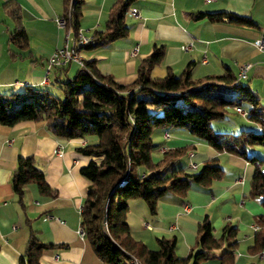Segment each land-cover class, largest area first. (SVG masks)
<instances>
[{"label":"crops","instance_id":"1","mask_svg":"<svg viewBox=\"0 0 264 264\" xmlns=\"http://www.w3.org/2000/svg\"><path fill=\"white\" fill-rule=\"evenodd\" d=\"M6 1L0 0V92L29 95L36 89L47 88L53 81L73 77L79 69L77 63L55 66L49 62L50 55L66 44V29L56 23V18L64 14L65 0H15L21 8L29 37L28 50L22 51L23 57L16 59L9 55L8 39L14 22L4 11ZM116 2L84 0L80 31L92 37L94 31L104 29ZM130 8H135L139 15L127 13L128 36L81 52L85 59H97L103 73L111 74L119 83H132L137 77L140 59L149 55L154 45L164 44L165 56L163 62L153 68L154 77L165 76L169 68L180 74L190 63H193V78L222 74L227 67L238 76L240 66L249 63L244 80L264 107V50L255 45V40L264 35V0H134ZM198 10L250 14L259 27L234 25L226 18L212 22L188 15ZM72 43L71 40L69 44L72 46ZM187 43H191V48L184 50L183 45ZM242 108L248 109L247 105ZM228 109L242 118H227L226 113L222 119L227 121L228 129L214 132L235 133L234 130L260 128V124L247 115L233 107ZM162 136L164 142L158 147L162 153L168 148L194 145L190 149L194 155L190 157L186 153L171 164L168 171L174 168L190 171L193 160L200 167L205 160L218 158L224 175L213 182L210 190L192 184L183 203L171 194L165 195L156 213L150 211L144 200L130 199L127 219L133 237L153 249L157 247V237L176 238L177 253L188 256L197 249L198 223L208 214L216 235L228 224L238 229L233 264H264V256H260L263 250L248 251L257 231L255 217L264 215L261 198L248 195L254 164L243 156L220 152L182 130L163 128ZM95 139L57 137L44 121L0 123V264H20V255L32 228L38 231L43 242L61 245L45 249L40 259L42 264H103L87 238L79 234L81 209L90 183L80 169L92 157L77 148ZM249 154L264 159V145L250 146ZM20 156H34L48 183L57 189V195L51 197L40 194L36 183L27 184L25 211L17 203L11 184ZM184 157L189 158L188 163L182 159ZM262 168L264 170V162ZM142 170L138 168V172ZM132 211H138L136 221ZM26 217L30 218V223L26 222ZM199 264H220V261L211 258Z\"/></svg>","mask_w":264,"mask_h":264},{"label":"trees","instance_id":"2","mask_svg":"<svg viewBox=\"0 0 264 264\" xmlns=\"http://www.w3.org/2000/svg\"><path fill=\"white\" fill-rule=\"evenodd\" d=\"M134 0H117L102 30L92 39L77 44L84 0H65L64 16L76 52L105 46L129 34L126 15ZM4 11L14 22L9 34V55L23 57L29 48V37L17 1L7 0ZM194 19L207 18L238 26L259 27L250 15L235 11H192ZM165 45H154L151 53L140 59L137 77L129 84L119 83L111 74L100 70L98 60L86 59L73 77L56 80L62 96L36 89L29 95L0 92V123L14 125L21 121H44L48 129L60 138H89L78 151L92 158L81 167V174L90 183L81 209V226L103 264H131L136 256L141 264H199L218 258L220 264H233L238 248V229L225 225L215 234L211 217L206 214L198 223L197 249L188 256L177 253V239L157 237V248L133 237L128 223L129 200L143 199L156 213L162 197L171 194L183 203L192 184L210 190L215 180L224 175L218 158H209L197 169L187 171L168 168L194 147L187 144L168 148L159 160L152 151L159 147L153 129L183 127L216 150L245 157L254 164L248 195L260 197L264 206V159L249 154V147L264 145V107L244 79L227 67L222 74L193 78V63L180 74L168 69L165 76L154 77L152 70L163 62ZM247 105V117L260 124L258 130L243 129L235 133L214 132L212 121L223 118L228 107ZM142 167L141 172H135ZM142 173H145L142 175ZM125 180L123 184H120ZM36 183L40 194L54 197L57 189L46 180L43 169L34 156H20L11 175V184L20 208L25 211V186ZM259 225L250 253L264 250V215L255 217ZM30 223V218L26 217ZM61 246L43 242L38 231L31 229L20 264H42L41 255L47 248Z\"/></svg>","mask_w":264,"mask_h":264},{"label":"built area","instance_id":"3","mask_svg":"<svg viewBox=\"0 0 264 264\" xmlns=\"http://www.w3.org/2000/svg\"><path fill=\"white\" fill-rule=\"evenodd\" d=\"M206 1H212V0H206ZM128 12L134 16H138L139 12L135 8H129ZM56 23L60 28L66 29V44L60 48H57L49 57V62L51 65L55 66H61L64 65L68 62H75L79 66H85L86 59L83 57V55L80 52H76L73 50L72 46L69 44V42L72 40L74 41L73 36H71V32L69 29H67V23L64 14L56 18ZM92 37L84 35L81 31H79L78 38L76 40L77 44H85L91 41ZM255 45L258 49L264 50V35L259 36L255 40ZM191 48V43H187L183 45L184 50H188ZM250 67L249 63H244L240 66V70L238 73V79H245L247 76V70ZM237 112L247 115V111L243 109L241 106H234L233 107ZM167 137L169 136L168 133L165 134ZM188 155L192 157L194 155L193 150H188L187 151ZM190 168L191 169H197V163L196 162H191L190 163ZM145 173H142L144 175ZM125 180H122L120 184H123ZM255 229L259 228V225L255 224L254 225ZM79 234L81 236H85L86 232L85 229L80 226L79 228ZM260 256H264V250L260 252ZM131 264H141L140 260L136 257L133 256L131 258Z\"/></svg>","mask_w":264,"mask_h":264},{"label":"rangeland","instance_id":"4","mask_svg":"<svg viewBox=\"0 0 264 264\" xmlns=\"http://www.w3.org/2000/svg\"><path fill=\"white\" fill-rule=\"evenodd\" d=\"M47 91H46V93L47 92H52L53 94H55V95H59V96H62V91H61V89H60V85L57 83V82H55V81H53L52 82V84L51 85H49L48 87H47V89H46ZM227 118H231V119H239V118H242L241 117V115H239L238 113H235V112H233L231 109H228V112H227V116H226ZM228 127V124H227V121L225 120V119H216V120H213L212 121V130L213 131H224V130H226V129H228L227 128ZM171 129H173V130H182V132H185V133H187L188 135H190V136H194L195 138H198L196 135H194V134H192V133H190V131L189 130H187L186 128H183V127H172V128H169V130H171ZM162 132H163V128H160V127H155L154 129H153V137H154V140L157 142V143H160V142H164V139H163V136H162ZM234 132H237L236 130H234ZM199 139V138H198ZM169 143V142H168ZM152 155H153V157L154 158H157V160H158V158H160V157H162V155H163V153L162 152H160V150H159V148L158 147H156V148H154L153 149V151H152ZM186 155V154H185ZM184 155V156H185ZM183 160H185L187 163H188V161H189V158H186V157H184V158H182ZM194 161V160H193ZM191 170H193V169H191ZM190 170V171H191ZM138 172V169L137 170H135V172ZM141 199V198H140ZM143 200V199H142ZM143 202H145V201H143ZM129 203V202H128ZM145 204V203H144ZM147 206V205H146ZM149 208V207H148ZM128 213H129V210H128ZM137 214H138V211H132L131 212V215H132V218L134 219V221H136L137 219H138V217H137ZM129 223V222H128ZM156 246H158V244H157V241H156ZM157 248V247H156ZM155 249V248H154Z\"/></svg>","mask_w":264,"mask_h":264}]
</instances>
